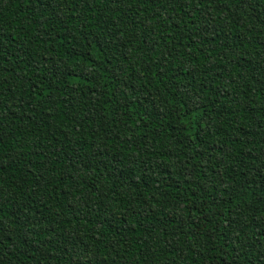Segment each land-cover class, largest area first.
Segmentation results:
<instances>
[{"label": "trees", "instance_id": "1", "mask_svg": "<svg viewBox=\"0 0 264 264\" xmlns=\"http://www.w3.org/2000/svg\"><path fill=\"white\" fill-rule=\"evenodd\" d=\"M0 264H264V0H0Z\"/></svg>", "mask_w": 264, "mask_h": 264}]
</instances>
